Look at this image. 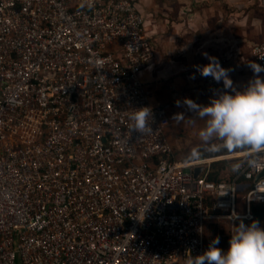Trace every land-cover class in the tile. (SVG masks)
Returning <instances> with one entry per match:
<instances>
[{
  "label": "built area",
  "instance_id": "built-area-1",
  "mask_svg": "<svg viewBox=\"0 0 264 264\" xmlns=\"http://www.w3.org/2000/svg\"><path fill=\"white\" fill-rule=\"evenodd\" d=\"M145 19L138 0H0V264H192L208 223L254 220L264 149L175 160Z\"/></svg>",
  "mask_w": 264,
  "mask_h": 264
},
{
  "label": "crops",
  "instance_id": "crops-1",
  "mask_svg": "<svg viewBox=\"0 0 264 264\" xmlns=\"http://www.w3.org/2000/svg\"><path fill=\"white\" fill-rule=\"evenodd\" d=\"M141 8L146 14V34L149 36L154 51V58L143 70L140 75L143 81V87L148 93L150 99L154 102L169 103V122L166 125V133L175 150L174 140L178 136L177 127L181 123V119H173V115L178 114L173 111L171 103L184 94L181 90L182 74H187L189 81L192 80L201 91H212L213 96H217L219 92L233 93L237 90H244L249 81L255 78V74L246 61L239 64L238 70L233 69L232 58L246 50L253 48L264 41V0H138ZM159 24L162 25L158 27ZM186 33L190 32L195 35L197 43L195 49L206 48L209 52L207 55H218V60H222L230 76V81L227 84L231 85V91L227 84L222 89H209L202 75L198 71L197 66L203 67L210 63L207 58L204 64L194 66L195 59L187 58L183 61H173L172 56L166 52L169 48V43L166 39L163 40L164 33L172 35L176 31ZM259 35L260 41L257 39L251 42L243 36ZM203 36V40L198 37ZM171 49V48H170ZM192 46L189 47V50ZM237 51L239 54H237ZM203 54V57H207ZM166 60V62H165ZM169 60V61H168ZM255 63V62H254ZM200 74L201 79H197ZM260 75V74H259ZM191 79V80H190ZM201 81V84H196V81ZM225 90V91H224ZM179 115V114H178ZM192 116V115H191ZM174 120V121H173ZM183 122V121H182ZM177 123V126L175 125ZM183 125V124H181ZM196 134H194V137ZM175 151L174 158L176 161L181 160ZM195 155V154H193ZM183 159V158H182ZM225 174H219L220 178ZM248 222V221H246ZM227 239L225 246L219 244L221 248L227 249L229 246Z\"/></svg>",
  "mask_w": 264,
  "mask_h": 264
},
{
  "label": "clouds",
  "instance_id": "clouds-1",
  "mask_svg": "<svg viewBox=\"0 0 264 264\" xmlns=\"http://www.w3.org/2000/svg\"><path fill=\"white\" fill-rule=\"evenodd\" d=\"M209 60V64L197 66L201 75L231 82L229 70L222 68L217 58L209 57ZM250 67L255 78L242 91L220 93L206 106L185 99L184 103L205 119L201 131L203 139H219L229 148L251 146L255 150L264 149V77L259 75L264 72V66L251 63ZM149 117L152 119L151 108L135 109L130 116L132 130L143 135L150 127ZM243 221H239L231 233L227 249L218 246L220 239L217 237L192 264H264V227L258 221L251 224Z\"/></svg>",
  "mask_w": 264,
  "mask_h": 264
},
{
  "label": "rangeland",
  "instance_id": "rangeland-1",
  "mask_svg": "<svg viewBox=\"0 0 264 264\" xmlns=\"http://www.w3.org/2000/svg\"><path fill=\"white\" fill-rule=\"evenodd\" d=\"M158 27L162 28V25L159 24ZM169 33L167 34L164 33L163 40H165L166 42L167 39V41L171 43L170 45H168L169 48L167 49L166 52L170 55V57L172 56L173 61H183L184 59L186 61L187 58H192L195 59L196 62L194 63V66H196V65L204 64L205 60L207 58L209 59V57L218 58V55H214V54H209L207 55V57H203V54L205 55L209 51L206 48H204L201 49L199 52V49L197 50L195 49V46L193 47V45L199 43L198 41H196L195 39L196 37L194 34L188 32L185 35L184 32H181L179 30L176 31L175 35ZM243 37L250 40L251 42H253V40L255 42L257 39H259L260 41L261 38V36L259 35H246ZM198 38L199 40L204 39L203 36H200ZM190 46H192V49L189 50ZM237 54H239L238 51ZM222 60H218V61H222ZM246 61L249 64L254 63L252 50L250 49L240 53L239 58H236V56L232 58L233 69L238 70L239 64L241 65L243 62ZM181 76L184 78V84H183V80L181 79L180 88L181 90H183L184 88L183 90L184 94H182L181 97L174 99L171 103V107L173 108V111L179 114L178 115L174 113L173 119L174 120L178 118L181 119V123H178L180 127L179 128L177 127L176 129L178 131V136L175 138L173 142L175 143L177 141L175 145V151H177L176 152L177 155L181 157L180 158L181 160H185L186 158L188 159L193 154H196L200 151L214 152V151H222L224 149H229V147L224 146L223 141L219 139L213 138V139L205 140L201 137V131L205 127V119L200 118L194 110L190 109L189 106L184 103L185 99H190L198 105L206 106L210 104L212 98H214L213 94H211L212 91L206 90V92L204 91V93L203 91L199 93L198 87L194 83H192L191 79H190L191 81H189L187 74L184 73ZM198 77L199 78L197 79H201L200 74H198ZM195 83L201 84V81L199 80L196 81ZM228 87L229 85H227L226 88ZM229 89L231 91L232 88L229 87ZM236 91H239L238 88ZM220 93L222 92H219V94ZM175 125L177 126V123H175ZM194 134H196L195 137ZM228 153L231 154L230 152H224L221 155H226ZM239 223L240 222H238L237 224ZM244 223L250 224V222H244ZM231 233H232L231 227L227 221L219 222V224L208 223L206 227V249L208 248L210 242L217 237H219L220 239L219 244H223L225 246V243L227 239L230 238Z\"/></svg>",
  "mask_w": 264,
  "mask_h": 264
},
{
  "label": "trees",
  "instance_id": "trees-1",
  "mask_svg": "<svg viewBox=\"0 0 264 264\" xmlns=\"http://www.w3.org/2000/svg\"><path fill=\"white\" fill-rule=\"evenodd\" d=\"M248 150H255L251 146H241V147H233L229 149H224L222 151H214V152H198L195 155H192L189 157L187 162L195 161V160H202L206 158H214V157H219L221 156L222 153L224 152H230V153H238V152H243V151H248ZM226 163L221 162L217 163L214 165V172L210 176V178L214 181L219 180V174L221 170L225 167ZM252 211L254 214V220L250 221V224L253 221H258L261 227H264V203L263 204H253ZM246 222V221H243Z\"/></svg>",
  "mask_w": 264,
  "mask_h": 264
},
{
  "label": "water",
  "instance_id": "water-1",
  "mask_svg": "<svg viewBox=\"0 0 264 264\" xmlns=\"http://www.w3.org/2000/svg\"><path fill=\"white\" fill-rule=\"evenodd\" d=\"M198 173H199V170L196 171V175H198Z\"/></svg>",
  "mask_w": 264,
  "mask_h": 264
}]
</instances>
